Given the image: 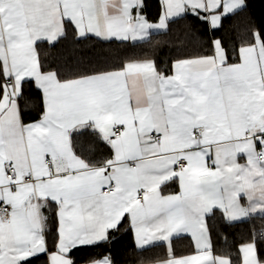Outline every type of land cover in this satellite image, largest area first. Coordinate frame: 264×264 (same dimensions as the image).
<instances>
[{
    "label": "snow or ice",
    "instance_id": "1",
    "mask_svg": "<svg viewBox=\"0 0 264 264\" xmlns=\"http://www.w3.org/2000/svg\"><path fill=\"white\" fill-rule=\"evenodd\" d=\"M157 6L0 0V264H264V23L249 0ZM189 17L198 47L167 64L93 60ZM217 214L247 234L217 248Z\"/></svg>",
    "mask_w": 264,
    "mask_h": 264
},
{
    "label": "trees",
    "instance_id": "2",
    "mask_svg": "<svg viewBox=\"0 0 264 264\" xmlns=\"http://www.w3.org/2000/svg\"><path fill=\"white\" fill-rule=\"evenodd\" d=\"M250 7L248 13L251 14L253 19L257 23H264V0H249ZM158 0H147L146 12L149 17L154 18L158 10ZM231 24L230 20L225 21V37L229 38L230 33L227 31L228 26ZM200 24L195 19L189 17L187 20H182L179 24L173 25V30L167 34H153V44L151 46L148 44L137 45L135 47H129L126 45H97L93 52V60L101 63L102 65H110L112 63L118 62L127 56L135 54L136 56H154L158 61L167 64L171 59L175 58L177 55H181L184 51L191 52L198 45L195 41L190 38L185 37L184 33L188 32L189 29L191 33H195L200 30ZM184 40V44L178 43V41ZM156 41L160 43L157 45ZM210 225L213 227V236L217 248L224 246L225 241L221 239L219 234H223L227 237V243L232 244L237 241L241 236L246 235L249 230V224L247 222H237L231 225L225 224L221 219L219 214L215 217L210 218ZM259 224V222H256ZM116 241L112 245L113 250L120 254L128 256L132 252V236L130 233H116ZM188 241H181L178 243L177 247L183 249L187 245ZM162 251V249H160Z\"/></svg>",
    "mask_w": 264,
    "mask_h": 264
},
{
    "label": "crops",
    "instance_id": "3",
    "mask_svg": "<svg viewBox=\"0 0 264 264\" xmlns=\"http://www.w3.org/2000/svg\"><path fill=\"white\" fill-rule=\"evenodd\" d=\"M172 190H176V189H175V186H173V189H172Z\"/></svg>",
    "mask_w": 264,
    "mask_h": 264
}]
</instances>
